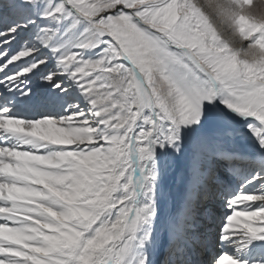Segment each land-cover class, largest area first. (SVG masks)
Returning <instances> with one entry per match:
<instances>
[{"label":"snow or ice","instance_id":"snow-or-ice-1","mask_svg":"<svg viewBox=\"0 0 264 264\" xmlns=\"http://www.w3.org/2000/svg\"><path fill=\"white\" fill-rule=\"evenodd\" d=\"M0 264H264V0H0Z\"/></svg>","mask_w":264,"mask_h":264}]
</instances>
